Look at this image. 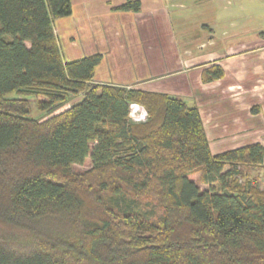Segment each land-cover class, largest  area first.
Here are the masks:
<instances>
[{
  "label": "trees",
  "instance_id": "1",
  "mask_svg": "<svg viewBox=\"0 0 264 264\" xmlns=\"http://www.w3.org/2000/svg\"><path fill=\"white\" fill-rule=\"evenodd\" d=\"M72 13L0 0V264H264V146L213 154L197 107L93 83L103 56L68 62L55 34ZM88 161L89 179L74 175Z\"/></svg>",
  "mask_w": 264,
  "mask_h": 264
},
{
  "label": "crops",
  "instance_id": "2",
  "mask_svg": "<svg viewBox=\"0 0 264 264\" xmlns=\"http://www.w3.org/2000/svg\"><path fill=\"white\" fill-rule=\"evenodd\" d=\"M128 1L141 10H117ZM72 8L55 23L66 61L101 54L96 82L197 107L213 154L264 146V0H72ZM212 66L225 75L204 83Z\"/></svg>",
  "mask_w": 264,
  "mask_h": 264
},
{
  "label": "rangeland",
  "instance_id": "3",
  "mask_svg": "<svg viewBox=\"0 0 264 264\" xmlns=\"http://www.w3.org/2000/svg\"><path fill=\"white\" fill-rule=\"evenodd\" d=\"M241 22H242V21H241ZM192 32H193V31H192ZM231 37H233L234 39H236V45H237V48H238V47H239V48H241V47H245V45H241V43L243 42V39L246 38V36H245L244 34L236 33L234 36H230V38H231ZM253 37H254V36H253ZM238 51H239V50H237L236 53H237ZM114 73L117 74L116 71H115ZM93 83H95V84H99V85L103 84V83H98V82H96L95 79H94V82H93ZM105 84H107V83H105ZM103 85H104V84H103ZM107 85H114V86L124 87V88H126V89H137V87H136L137 85H135V84H128V83H126V84H124V85H122V84L119 85V84H112V83H110V84H107ZM131 85H133V86H131ZM143 91H145V90H143ZM148 92H150V91H148ZM169 96H170V95H169ZM11 98H17V95H15V94H14V95H11ZM29 100H30V104H31V116H32L33 118H41V117H44V115H45L46 113H45V112H42L41 110L38 109L37 100H40V101H43V102H44L46 99H45L43 96H39L38 99L32 97V98H30ZM135 106L138 108V110H137L138 112H137V114H136L137 118H134V117L132 116L131 119H132L133 121L137 122V123H140V122H146V120H147V118H148L146 110H145L144 108L140 107V106H137V105H135ZM69 107H70L69 104L64 105V106H61V107H60V108H59V109H58L53 115L58 114V113H61V112L65 111V110H67ZM48 117H49V116H48ZM130 117H131V114H130ZM46 118H47V117H46ZM90 169H91V165H90V162H89V161H88L85 165H83V166L75 165V166H73V168H72L74 175H77V176H84V175H85V178H88V179H89V174L86 175V173H87ZM226 170H228V169H226ZM254 174L260 175L259 178H260V180H261V183L264 185V171H263V169H261V170H260V168L256 169ZM195 177H196V176H195ZM54 179H56V181L59 180L58 177H54ZM88 179H86V180L88 181ZM196 183L199 185V187L201 188L202 191H204V190L207 189V186H205L204 184H202V183L200 182V175L197 176V178H196ZM4 229L6 230V232H9L7 226H6ZM6 235H7V234H6Z\"/></svg>",
  "mask_w": 264,
  "mask_h": 264
},
{
  "label": "built area",
  "instance_id": "4",
  "mask_svg": "<svg viewBox=\"0 0 264 264\" xmlns=\"http://www.w3.org/2000/svg\"><path fill=\"white\" fill-rule=\"evenodd\" d=\"M138 110V108L134 105V106H132V111H131V118H132V116L134 117V118H137V116H136V114H137V111Z\"/></svg>",
  "mask_w": 264,
  "mask_h": 264
}]
</instances>
